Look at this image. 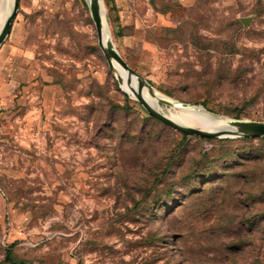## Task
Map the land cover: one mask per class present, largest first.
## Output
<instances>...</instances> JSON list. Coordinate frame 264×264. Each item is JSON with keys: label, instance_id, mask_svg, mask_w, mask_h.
I'll return each mask as SVG.
<instances>
[{"label": "rangeland", "instance_id": "obj_1", "mask_svg": "<svg viewBox=\"0 0 264 264\" xmlns=\"http://www.w3.org/2000/svg\"><path fill=\"white\" fill-rule=\"evenodd\" d=\"M103 1L158 91L264 122V0ZM8 248L27 264H264V139L160 124L116 82L85 0H20L0 48V264Z\"/></svg>", "mask_w": 264, "mask_h": 264}, {"label": "water", "instance_id": "obj_2", "mask_svg": "<svg viewBox=\"0 0 264 264\" xmlns=\"http://www.w3.org/2000/svg\"><path fill=\"white\" fill-rule=\"evenodd\" d=\"M90 17L95 26L98 47L104 55L108 68L117 83L126 76L130 81L133 100L139 102L147 113L160 124L181 134L206 140H254L264 139V122L236 119L219 115L204 107L178 102L158 91L144 76L134 70L122 58L114 45L107 24L106 9L103 0H85ZM20 8V0H11L8 14L0 30V48L9 37ZM244 26L248 20L242 21ZM121 87V84H120ZM122 89V88H121ZM195 112L210 119L216 129L203 130L170 119L160 111V107Z\"/></svg>", "mask_w": 264, "mask_h": 264}, {"label": "bare ground", "instance_id": "obj_3", "mask_svg": "<svg viewBox=\"0 0 264 264\" xmlns=\"http://www.w3.org/2000/svg\"><path fill=\"white\" fill-rule=\"evenodd\" d=\"M11 0H0V30L3 26L5 18L9 11ZM122 81V80H121ZM121 88L123 91L130 93L132 96L130 81L126 76H123V81L121 82ZM160 111L175 121L181 122L183 124L189 125L191 127L203 130H213L216 129V125L207 117L190 111H184L173 108H161Z\"/></svg>", "mask_w": 264, "mask_h": 264}, {"label": "trees", "instance_id": "obj_4", "mask_svg": "<svg viewBox=\"0 0 264 264\" xmlns=\"http://www.w3.org/2000/svg\"><path fill=\"white\" fill-rule=\"evenodd\" d=\"M121 82L122 81H120V83L119 84H121ZM151 83V82H150ZM152 84V83H151ZM126 97V99H127V96H125ZM202 106L204 107V108H206L207 109V104L206 103H203L202 104ZM237 119H238V117H236ZM183 136L184 137H187V135H184L183 134ZM207 141V140H206ZM5 263H7V264H27L26 262H17L14 258H13V254H12V251H11V249L10 248H8V250L6 251V256H5Z\"/></svg>", "mask_w": 264, "mask_h": 264}]
</instances>
